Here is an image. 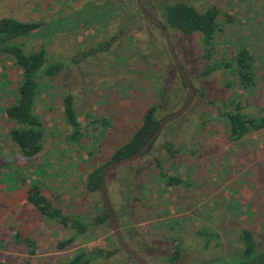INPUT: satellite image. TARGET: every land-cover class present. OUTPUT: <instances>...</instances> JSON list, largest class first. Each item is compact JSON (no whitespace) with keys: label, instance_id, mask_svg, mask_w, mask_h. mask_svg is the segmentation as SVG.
<instances>
[{"label":"rangeland","instance_id":"obj_1","mask_svg":"<svg viewBox=\"0 0 264 264\" xmlns=\"http://www.w3.org/2000/svg\"><path fill=\"white\" fill-rule=\"evenodd\" d=\"M174 1L179 0H142V4L158 16L161 4ZM180 1L197 10L212 5L217 12L207 60L200 57L197 34L168 29L188 78L211 60H228L236 46L244 44L251 57L253 84L238 86L235 76L223 68L199 77L196 84L189 78L197 92L184 113L166 122L147 153L107 172L105 187L121 234L149 264H167L165 258L177 240L178 264L209 257L211 248L202 249L195 234L199 228L217 235L216 249L238 246L240 228L249 229L264 247V128L230 140L218 115L221 100L230 98L239 100L249 115L264 109V0ZM90 9L112 12L102 14L99 23ZM1 17L42 22L45 28L23 38L22 49L35 50L43 44L46 62L59 60L62 68L39 80L33 111L41 123L42 143L27 158L8 138L16 124L4 111L16 99L21 71L8 53L0 51V175L11 172L15 186L7 190L0 181V260L57 264L79 250L102 248L115 251L85 264H136L117 245L107 220L69 246L56 248L67 232L56 221L43 219L25 195L31 180H36L41 193L63 213L75 212L92 221L103 210L100 192L84 188L86 174L108 161L110 153L131 136L149 105H156L161 118L185 101L181 77L162 35L138 12L134 0H0ZM113 36L107 50L73 61L83 50ZM67 89L80 126L77 140L68 138L63 120L62 96ZM211 92L213 103L207 104ZM164 142L179 153L169 156ZM192 149L194 155L187 152ZM155 158L168 174L186 178L191 185H165ZM24 237L34 241L33 255L19 241Z\"/></svg>","mask_w":264,"mask_h":264},{"label":"trees","instance_id":"obj_2","mask_svg":"<svg viewBox=\"0 0 264 264\" xmlns=\"http://www.w3.org/2000/svg\"><path fill=\"white\" fill-rule=\"evenodd\" d=\"M105 12L106 11L103 10L90 9V13L93 14L96 21L99 23L101 17L108 15L109 12L111 13L112 11L109 10L106 14ZM216 14V9L212 5L206 6L202 10H197L187 2L179 0L161 4L158 9L157 17L167 30H175L184 35L197 34L199 43L201 44V46H199L201 50L200 57L201 59L207 60L211 55L209 45L211 44L215 30ZM90 19L91 18L85 19L83 22L87 23ZM44 28L45 26H43L42 22H21L9 17L0 18V51L8 53L21 71L20 80L16 88V99L4 109L6 116L16 124L8 131V138L10 142L18 148L20 154L27 158L35 155L41 149L42 143L43 134L41 123L38 116L33 111V102L39 80L43 76L55 75L62 68V64L59 63V60H52L49 63L46 62V53L43 44L35 50L24 51L22 49L21 44L23 38L34 35V32ZM114 40L115 36L108 38L106 41L98 42L95 46L77 54V57L74 58L73 61L77 63L80 59L85 58L88 55L107 50ZM180 63L185 70L184 64L182 62ZM219 68H223L230 74L234 75L238 86L245 88L253 84L251 57L248 50L244 47V44H242V46H236L233 55L228 60H211L209 64L201 65L199 72L194 78H189H192L193 82L196 84L199 77L210 76ZM181 83L184 87L182 80ZM191 84L194 93L197 92L196 85L194 86L192 82ZM212 94L214 93L211 92L206 96L205 102L207 104L213 103ZM242 107L240 101L234 98H230L228 101L221 100V106H218V115L223 118L227 126V139L237 140L249 131L264 128V109L257 115H249L243 112ZM62 113L64 123L69 127L68 138L71 140H77L80 135V126L73 106V95L68 89L62 96ZM156 113V105H149L143 112L140 123L132 132L131 136L110 153L108 161L91 169V171L86 174L84 188L88 193L99 191V176L101 169L105 164L132 154L145 142L159 123L160 118L157 117ZM163 129L164 126L158 135L163 132ZM154 140L149 144L143 154L147 153L152 148ZM163 147L167 150L169 156H174V154L179 153L180 151L166 142L163 143ZM183 149L184 146L182 145V152ZM187 152L193 153L194 155V149ZM154 162L159 179L163 181L165 185H183L186 187L191 185L186 178L168 174L161 166L160 160L157 158H155ZM0 181L7 190H11L15 187L12 184L13 179L11 172L1 173ZM25 199L43 219L47 221H56L61 225V228L67 232L65 237H61L57 240L55 246L58 249H63L69 246L79 236L91 231L94 225L106 221L104 207L92 221L87 220L84 216L75 212H61L58 207L53 206L41 193L36 180H31L27 186ZM100 201L102 203L101 196ZM111 210L116 219L112 207ZM195 234H197L201 240L202 249L205 250L211 248L212 254L202 260L199 259L194 264H264V247L260 246L254 240L252 232L247 228H240L238 230V246L231 250L227 247V249H216L215 247L218 244L217 235L204 228L197 229ZM16 238L18 239L17 235ZM19 241L27 246L28 254H34L33 240L24 237ZM211 241H213V244H211ZM179 244V240L175 241V246L165 258L167 264H178L180 253ZM114 251L115 249L104 250L102 248H94L89 251L79 250L75 252L70 259L60 261L57 264H85L90 258L98 256L109 257ZM0 264L7 263L0 260ZM21 264L33 263L25 261ZM182 264L189 263L184 262Z\"/></svg>","mask_w":264,"mask_h":264},{"label":"water","instance_id":"obj_3","mask_svg":"<svg viewBox=\"0 0 264 264\" xmlns=\"http://www.w3.org/2000/svg\"><path fill=\"white\" fill-rule=\"evenodd\" d=\"M134 3H135L137 10L147 19H149L154 24V26L157 28V30L160 32V34L162 35L169 59L171 63L173 64V66L175 67V69L177 70L178 74L180 75L181 80L184 84L185 92H186V98L182 106L170 113L163 115L160 118L159 123L157 127L155 128V130L148 136L145 142L135 152L127 156H124L118 160H114V161H111L105 164L102 167L100 176H99V192H100L101 200L103 203L104 211L106 214L107 224L111 230L112 235L114 236L117 242V245L136 264H149L138 252H136L126 243L125 239L123 238L120 232L117 221L111 210L110 202H109L108 195L105 189L106 174L110 169L119 167L125 163L133 161L136 158H138L140 155H142L147 149V147L149 146V144L155 139V137L162 130L166 122L184 113V111L188 108L191 101L193 100L195 93H194L193 86L184 68L182 67L180 61L178 60L174 52V48H173L168 30L163 26V24L161 23V21L159 20L156 14H154L153 12H151L150 10H148L147 8L143 6L142 0H134Z\"/></svg>","mask_w":264,"mask_h":264},{"label":"flooded vegetation","instance_id":"obj_4","mask_svg":"<svg viewBox=\"0 0 264 264\" xmlns=\"http://www.w3.org/2000/svg\"><path fill=\"white\" fill-rule=\"evenodd\" d=\"M139 12V11H138ZM140 13V12H139ZM145 17V16H144ZM146 18V17H145ZM121 232V231H120Z\"/></svg>","mask_w":264,"mask_h":264}]
</instances>
